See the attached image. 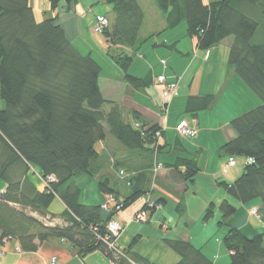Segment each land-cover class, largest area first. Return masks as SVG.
Wrapping results in <instances>:
<instances>
[{
    "label": "trees",
    "instance_id": "1",
    "mask_svg": "<svg viewBox=\"0 0 264 264\" xmlns=\"http://www.w3.org/2000/svg\"><path fill=\"white\" fill-rule=\"evenodd\" d=\"M156 1L166 29L174 30L186 22L187 36L196 40L199 51L209 52L228 38L234 39L228 68L262 104L230 122L235 138L227 141L221 152L253 163H246L233 183L220 185L238 203L260 202L264 208V0ZM49 2L54 16L39 21L30 0H0V98L6 105L0 110V182L6 186L4 192L0 189V249L15 240L22 252L36 253L45 242L57 239L70 243L81 258L100 252L114 264H129L127 259L152 264L133 252L138 238L123 250L127 259L118 256L109 246L114 239L107 231L112 219L150 193L141 183L147 173L128 180L130 193L122 200L121 211L104 212L100 206L81 204V190L73 181L81 175L94 178L99 174L96 146L105 143L108 135L129 152L143 156L152 170L154 156L166 153L167 147L157 137L161 133L163 138L165 132L135 112H130V122L126 107L105 98L100 86L101 65L91 53L82 54L59 23L61 4L70 12L77 0ZM105 3L112 8L110 20L101 18L108 21L101 33L108 43L107 57L133 91L158 87L160 76L153 81L150 74L143 78L129 74L138 51L150 38L142 34L143 6L139 0ZM217 100L213 94L192 96L185 113L195 119ZM161 164L173 173L178 185L194 183L201 171L196 159L186 156ZM32 167L40 170L47 184L43 192L28 179ZM98 185L101 193L117 196L110 178H101ZM56 198L67 208L65 227L46 222ZM164 204L160 199L155 207ZM213 207L206 218L213 216ZM142 210L153 216L156 208L149 209L145 203ZM220 210V224L228 227L224 244L230 264H264V235L248 237L233 227L230 220L237 209L228 200L222 201ZM164 243L180 257L176 264H217L188 241L165 238Z\"/></svg>",
    "mask_w": 264,
    "mask_h": 264
},
{
    "label": "rangeland",
    "instance_id": "2",
    "mask_svg": "<svg viewBox=\"0 0 264 264\" xmlns=\"http://www.w3.org/2000/svg\"><path fill=\"white\" fill-rule=\"evenodd\" d=\"M30 1L34 6L36 17L39 21L54 16L49 0ZM100 1L101 0H77L76 10L78 11L75 13L76 17L72 18L69 21L70 24L67 26L72 27L74 30L73 45L82 54L91 53L92 57L102 66L103 70L100 79L101 86L104 88L105 98L117 100L118 98L120 99L125 90L127 92L129 85L119 77L121 73L118 71L117 67H112L110 59L107 57V42L105 37L95 33V27L98 24L96 23V15L105 14L109 9L105 0H102V2ZM139 2L147 11L142 34L146 37L150 36V38L138 51L129 74L142 77L143 74H150L151 69L155 72L158 68H162L160 67L162 60L166 61L170 67L177 64L176 69L173 67L171 68L179 74L178 76H182L186 73L181 84L180 98L177 99L178 101L175 104L173 103L174 105H172L169 113L168 111L166 113L171 121L172 119L183 118L194 126V119L186 114L184 110V104L193 81L195 88L198 89L199 86L202 85L205 92L210 91L217 96V99L219 98V104L214 107L212 113L201 112L199 115L201 125L211 130L204 133V144L202 145L204 149L201 155L203 161H201L202 168H200L201 171L194 183L187 184V189L180 192L168 188V184L166 185L163 180H159V174L165 169L161 163L169 162V159L174 160L178 155L167 151L158 158L156 157L157 155L154 156V168H152L150 174L148 173L146 175L147 179L150 178V180L146 182L147 188L152 192L155 189L154 186L156 187L155 199L162 194L161 191L166 193L170 191L169 193L172 194L167 198L168 204L165 205L164 208L161 207L159 210H156L153 214L158 215L157 220L165 215L166 220H163V222L166 223L165 225L169 230L162 232L160 224H157L158 226L156 227L155 224L150 226V223H133V228L142 227L144 229L143 233L146 235L139 246L143 252L149 254V256L157 262L161 264H175L180 261V257L164 243V239L189 240L197 249H201L205 255L211 258L214 263L230 264V253L224 244V238L228 233V227L220 224L222 222L220 204L226 197L233 205H235L237 201L228 197L225 188L220 185V182L228 183L231 181V177L242 175L246 160L244 158L235 157L236 167L230 168L228 174H222L221 168L227 165L229 158L220 157L218 152L223 145L222 141L227 137V131H224V129L216 131V129L224 125L223 127L229 126V129L232 130L229 124L232 120L260 106L262 102L236 74L234 80H230L232 85L230 87L227 86L228 76L226 72L228 70L230 46L234 41L232 37L228 38L220 45L218 52L215 51L216 53H211L212 63L207 64L206 70H204V63L194 59L193 56L197 53L198 56L201 57L203 54L205 55L206 52L197 50L195 42L187 36L186 22H183L174 30H167L165 19L157 7V1L139 0ZM205 2L207 3L209 0H205ZM174 46L177 50L182 51L181 57H178V54L173 51L172 48H174ZM143 56L145 57L143 58ZM175 57L180 58L179 63L174 59ZM146 70L147 73H145ZM158 72L159 71H157V74ZM193 77H196V80H193ZM176 98L170 102V105ZM5 108L6 105L0 98V110ZM125 112L127 114L126 117H128V112L131 111L126 109ZM171 124L173 125V122H171ZM167 134L169 141L171 137L174 139V146L177 141H180L181 144L189 147L193 145L196 146V142L201 136L199 134L196 138H188L174 133L171 130L168 131ZM113 143L120 145L111 135H108L105 145L109 148ZM197 146H199V144H197ZM100 147L101 144L98 145V149H101ZM109 153L110 150H108V154ZM112 156L110 154V157ZM140 156V154L135 153L132 157H135L137 162L141 165L147 164L145 158L143 159V156L142 158ZM107 161H110V159H107L105 152L101 153L100 162L98 164V166H100L98 175H100V173H103L104 176L109 174L107 177L111 179L113 184H120L121 182L126 185L130 178L133 180L136 176H141L139 171L127 170L129 176L126 180L125 178L121 179L119 171L122 168H119L120 165L116 166L117 161H110V163H107ZM159 165H161V168L156 170ZM218 169L220 173L215 177L214 172ZM238 176L235 179H238ZM158 180L160 182H158ZM153 182L159 184H154L153 186ZM126 187L129 189L127 185ZM147 200H150L148 195L139 199L125 211L126 213L121 216V219L131 220L135 213L141 210ZM180 201L182 205H180L181 208L179 210ZM213 205H215L212 209L213 216L211 218H206L208 210ZM152 217L151 215L149 216L151 221ZM251 222L258 229L262 228V224L257 217L252 218Z\"/></svg>",
    "mask_w": 264,
    "mask_h": 264
},
{
    "label": "crops",
    "instance_id": "3",
    "mask_svg": "<svg viewBox=\"0 0 264 264\" xmlns=\"http://www.w3.org/2000/svg\"><path fill=\"white\" fill-rule=\"evenodd\" d=\"M100 2H102V0ZM30 3H31V1H30ZM31 6L34 9V6L32 4H31ZM108 8L109 9L107 10V12L105 14L103 13V14L96 15L97 22L101 18H105V17L110 20L111 15H112V8L110 6ZM77 11L78 10H76V6H75V8L69 12L66 9V7L64 6V4H61V6L58 9L59 23L65 28V30H66L68 36L70 37L71 41L73 42V44H74V41H73L74 40V30L72 27H70V26L68 27L67 25L70 24L69 21L72 18L76 17L75 13ZM144 11H145V13L147 12L145 8H144ZM192 41L195 42V47L197 48L196 40L193 39ZM219 47H220V45L213 48L209 52H206L205 55L203 54V56H201V57L198 56L197 53L194 54L193 57H194V59L199 60L201 63H204V66H205L204 70H206V65L212 63V61H211V55L212 54L211 53H213L215 51L218 52ZM106 49H108V43H107ZM172 49H173V51H175L178 54V57H181L180 55H181L182 51L177 50V48H175V46ZM144 57L145 56H143V58ZM178 57L174 58L177 60V63L180 62V58H178ZM162 61H164V60H162ZM110 63L112 65V67H116L114 65V63L111 62V60H110ZM176 66H177V64L174 66H171V67L176 69ZM160 67H162V68H158L159 70L157 69L155 72H154V70L151 69L150 75H152L153 81L155 80V78L157 76L163 75L170 82H173V81L179 82V89H178L177 98L172 102L171 105L169 104L168 108L165 107V108H167V111L169 113L172 105H174L178 101L177 99L180 98L181 84L185 78L186 73L182 76H178L179 74L176 73L170 66H168L167 62H166L167 68H164L162 65ZM160 69H161V71H160ZM102 70H103V68H102ZM157 71H159L158 74H157ZM145 73H147V70L145 71ZM226 74L228 76V85L227 86L230 87L232 85L231 81H232V79L234 80V77L236 75L233 72V70H231L229 68H228ZM148 75L149 74H147V75L143 74L142 77H140V78L146 77ZM119 77L122 78L121 75H119ZM193 80H196V77H193ZM120 81H121V79H120ZM100 86H101V79H100ZM101 89H102V92L104 95V88L102 86H101ZM160 94L161 93H160L159 89L157 87H155L154 85H152L150 88L146 89L145 91H133L130 87H128L127 92L125 90L124 93L121 95L120 99L118 98L117 100L116 99H108V100L115 101L119 104H122L124 107H126V109L130 110L131 113L132 112L137 113L138 116H140V118L147 123L159 124L162 127V130L165 132V136L161 140V143L165 144V146L167 147L165 149L166 151L165 150L164 151L165 152L169 151V153H172V154L175 153V155L194 158L198 162L199 167L202 168L201 167L202 166L201 165V161H202L201 155L203 154V149H204V147L202 146L204 144L203 143V137H204V133L209 132L211 129L205 127L204 125H201V123H200L201 120H199L200 119L199 118L200 114H199L193 120L194 121L193 124L196 125L198 128V131H199L198 135L199 134L201 135L200 138L198 139V141L196 142L197 144H199V146H197V144H196V146L193 145L191 147L184 146L183 144H181L180 141H177L175 146H174L173 145L174 139L171 137V139L169 141V139L167 138V136H168L167 132L171 130L174 133H177L176 127H177L178 123H180L182 120H185V119L177 118V119H172V121H171L168 118V115H166V110H165L164 106L162 105L163 99H162ZM210 94L215 95L214 93H212L210 91L205 92V89L202 88V85H200L198 89L195 88L194 81H193L191 83L190 91L188 93V96L186 98V102L184 104V106H185L184 110L186 109L187 101L190 97H192V96H206V95H210ZM218 102H219V98H218L215 106L219 104ZM214 107H212L210 110H207L204 112H211L212 113L214 111ZM131 113L129 112V115H128L130 122L133 121ZM171 122H173L174 126L171 124ZM223 126L224 125L218 127V129H216V131L223 130V129H224V131H227V134H226L227 137H226V139H224L222 141V144L224 145L227 141L235 138V133L233 130L229 129V126H225V127H223ZM212 131H214V130H212ZM216 131H214V132H216ZM178 142H180V144ZM100 144H101V147H100L101 149H98L99 144L96 146V149H97L100 157H101V153L105 152V155H107V159H110V161H117L116 164L118 166L120 165L119 168H122V169H125L128 171H139V174L142 176L144 174L146 175V173L147 174L151 173L150 163L149 164H142V165L139 164L137 162L136 158L132 157L133 154H135V153L129 152L128 150H126L121 145L113 143V145L108 148L105 145V143H100ZM223 145H222V147H223ZM108 150H110L109 154H108ZM218 153L220 154V157L229 158L228 156H226L225 154H223L221 152V149ZM110 154H111V156L112 155L113 156L110 157ZM140 157L142 158V156H140ZM143 159H144V157H143ZM110 161H107V163L108 162L110 163ZM174 161H175V159L174 160L169 159V163H174ZM245 164H246V161H245ZM224 166H226V165H224ZM224 166L221 168L222 174H223V169L225 168ZM219 173H220V170L218 169L214 172V176L217 177L219 175ZM108 175L109 174H106V176H104L103 173H100V175H97L94 178L81 175L73 181L75 184L78 185V187L81 190V197H80L81 204L86 205V206H93V207L100 206L101 207V205L105 202L107 195L101 193V191L99 190L98 182L101 178L107 177ZM237 176L238 175L231 177V181L228 183H233L236 180L235 178H237ZM240 176L241 175H239L238 178ZM159 177H160L159 180H163L166 183V185L168 184L169 185L168 188H170V189H174L175 191H179V192L184 190V189H187L186 185L175 184L174 175L168 169L162 170L161 174H159ZM28 179L40 192H43L45 190L46 185H45V182L42 178V173L37 168H34V167L31 168V171L28 175ZM149 180H150V178L147 179L146 177L145 178L143 177L141 179V183L142 184L145 183L144 185L147 186L146 182H148ZM159 180H158V182H160ZM154 184L157 185L159 183L153 182V186H154ZM160 185H161V183H160ZM114 188L116 190V195H117L116 197L119 201L124 200V198L126 196H128L130 193V190L126 187V185L121 183V182H120V184L114 183ZM154 188H155L154 191H152V192L150 191V193H148V196L150 197V201L155 203V202L159 201L160 199H164L166 201V205H167L168 204L167 198L169 195H172L169 193L170 191L168 193L161 191L162 194L157 199H155L154 196H155V192H156L155 191L156 187L154 186ZM0 189L2 192H4L6 189V186L3 182H0ZM224 199L228 200L227 197ZM144 205H143V207H144ZM234 206L237 209V214L235 215L234 218H232L230 220V224L233 227L238 228L244 235H246L248 237H254L258 234L264 235V232L262 230L263 225H264V208L262 207L260 202H255L253 204H248V205H243V204H240L237 202ZM143 207L141 208V210L143 209ZM162 207L164 208L165 204L162 205ZM253 208L259 209V213L262 216L261 220H259L257 218L262 224L261 229H258L257 227H255L254 224L251 222L252 218H256L254 216H251V214H250V211ZM141 210H139V211H141ZM66 211H67V208L62 203V201L60 199L56 198L49 208V212L51 214V219H50V217L47 218V220H46L47 224L49 226H60V227L67 226L68 225L67 220L64 217V215L66 214ZM138 212H136L135 215ZM125 213H126L125 211L120 212L115 218L124 227V232L121 235L120 239L118 240V247L121 250H126L127 248L130 247V245L134 242V240L136 238H138V242L133 247V252L138 254L139 256L147 259L152 264H161V263L153 260L149 256V254H146L145 252H143L141 250L139 245L143 242V240L145 239V236H146L143 233L144 229L142 227L141 228H133V222H132L133 217L129 221H128V219H125V220L121 219V216L125 215ZM155 215H153L152 221L149 218V220L144 224L150 223V226L155 224L156 227L158 226L157 224H160L161 225L160 229L162 232H165L166 230L168 231L169 228L165 225L166 223L163 222V220H166L165 215L160 217V219H158V220H157L158 215H156V216ZM154 216H155V219L153 220ZM185 241H188L191 243V241H189V240H185ZM18 248H20V246H19V243L17 241L11 240V241L6 242L5 245L2 247V250L5 252V255L3 257H0V264H48L52 258H57L58 264H111V262H109V260L100 252H95L93 254L86 256L85 258H81L78 255L77 249H75L70 243H68L64 240H57V239L49 240V241L45 242L43 245H41V247L39 248V250L36 253H24V252L19 253L17 251ZM209 259H211V258H209Z\"/></svg>",
    "mask_w": 264,
    "mask_h": 264
},
{
    "label": "built area",
    "instance_id": "4",
    "mask_svg": "<svg viewBox=\"0 0 264 264\" xmlns=\"http://www.w3.org/2000/svg\"><path fill=\"white\" fill-rule=\"evenodd\" d=\"M108 25V21L106 19H101L98 23V25L95 28V33L97 34H101L103 29ZM162 65H166V63L164 61L161 62ZM157 88L160 91V95L163 99V106L164 108L169 106L170 102L177 97L178 95V89H179V82L175 81V82H169L166 77L164 76H160L157 79ZM167 108H165L166 112H167ZM136 128H138L139 126L136 124L135 125ZM176 131L179 135L183 136V137H188V138H196L198 135V129L196 127V125L192 126L189 121L187 120H182L176 127ZM157 137L159 138V140L162 139L161 133L157 134ZM248 164H252L253 161L252 160H247ZM236 160L234 158H229L228 163L226 165V167L223 169V173L227 174L228 173V169L230 168H234L236 166ZM161 165H159V167L157 166V169H160ZM121 179L126 180V178L129 176L124 170H121L119 173ZM50 181V179H49ZM45 185L47 186L46 182ZM127 186H130V182L127 183ZM147 206L149 209H154L156 208V210L160 209L161 207H155V203L151 202L150 200L147 201ZM123 208L122 206V201H119L117 199V197L113 196V195H107L106 196V200L105 202L101 205V209L104 212H110L111 210L115 209L117 211H121V209ZM150 212L146 211V210H142L140 212H138L134 217L132 222H140V223H146L149 220V214ZM251 216L257 217L259 220L261 219L260 215H259V211L257 208H253L250 212ZM263 232H264V225H263ZM107 231L110 233V236L114 239L112 243H110V248L115 250L118 254V256L126 258L124 254V251L121 250L118 247V240L120 239L121 235L124 232V227L123 225L115 220L112 219L108 224H107ZM17 251L20 253L22 252L20 248L17 249ZM5 255V252L0 249V257H3ZM129 264H137L129 259H127ZM48 264H58V260L57 258H52L50 260V262ZM114 264V263H111Z\"/></svg>",
    "mask_w": 264,
    "mask_h": 264
}]
</instances>
